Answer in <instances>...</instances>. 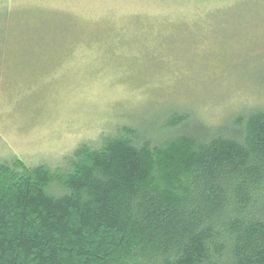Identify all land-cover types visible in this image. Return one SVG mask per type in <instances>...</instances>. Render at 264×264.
<instances>
[{"label": "rangeland", "instance_id": "1", "mask_svg": "<svg viewBox=\"0 0 264 264\" xmlns=\"http://www.w3.org/2000/svg\"><path fill=\"white\" fill-rule=\"evenodd\" d=\"M253 109L264 0H0V164L66 169L122 127Z\"/></svg>", "mask_w": 264, "mask_h": 264}, {"label": "trees", "instance_id": "2", "mask_svg": "<svg viewBox=\"0 0 264 264\" xmlns=\"http://www.w3.org/2000/svg\"><path fill=\"white\" fill-rule=\"evenodd\" d=\"M189 119L0 164V264H264V110Z\"/></svg>", "mask_w": 264, "mask_h": 264}]
</instances>
